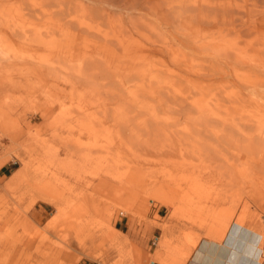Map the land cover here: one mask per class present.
<instances>
[{"label":"rangeland","instance_id":"rangeland-1","mask_svg":"<svg viewBox=\"0 0 264 264\" xmlns=\"http://www.w3.org/2000/svg\"><path fill=\"white\" fill-rule=\"evenodd\" d=\"M49 1L0 0V169L12 170L0 178V264H187L234 223L264 233V177L253 184L251 164L231 157L241 138L228 146L224 183L180 167L187 128L221 135L212 115L238 128L264 110V54L254 44L264 3L208 1L205 18L184 13L176 26L179 37L192 31L195 49L147 58L136 43L165 31L62 15L60 0ZM65 21L89 34L76 38ZM220 43L232 60L210 55Z\"/></svg>","mask_w":264,"mask_h":264},{"label":"bare ground","instance_id":"bare-ground-1","mask_svg":"<svg viewBox=\"0 0 264 264\" xmlns=\"http://www.w3.org/2000/svg\"><path fill=\"white\" fill-rule=\"evenodd\" d=\"M51 1L52 4L53 5L55 4L56 6V3H53L54 0ZM208 1L211 0H199L196 1L195 4L191 5V4H186L183 1L177 4H173L171 0H60L58 1L57 6L59 8V12L62 15L65 12L70 13L71 11L72 12L74 11L76 13H81L90 16L94 20L109 19L112 17H118V18L126 17L128 19H132L134 23L136 22V20H141L145 22L148 26H152L155 31H162V30L165 31V33L168 35L166 39L162 41H157L152 44H146L141 42L136 43L138 47H140L141 52L143 54H146V57L149 58L152 57L154 54H162L165 56L173 55L177 57L180 54L179 51L177 52V49L183 51L184 49H195L196 48L195 44H198L199 40L197 41L196 37L195 39L193 38V35H191L192 31H190L189 33L179 32L180 33V37H179L175 34L176 26L182 23V19L184 18L183 16L184 13H189L192 16V18H198L199 16L205 18V14L203 13L205 9L203 8L206 6H203V4L207 3ZM253 1L264 3V0H253ZM187 17L189 16L187 15ZM68 22L69 21H65L64 24L70 31H72V33H74V35L89 34L88 30H85V28L77 27L75 25H74L75 27H72V25H70L72 21H70V24H68ZM207 24H211V23L207 22ZM262 25L263 23L259 22V26L261 27ZM255 26L257 27V25ZM169 36L170 38L168 39ZM262 36H264V32L260 31L259 35L257 36V40L254 41V44L255 45L257 44L258 46V49L256 50H258L259 53L264 54V47H263L264 39H262L261 42H258V40ZM75 37L77 38L78 36L75 35ZM143 44H145V46H143ZM220 44L215 45L216 47L212 49V53L210 55H212L214 59L219 58V59H224L226 61L228 59L232 60L233 54H226V55L224 54L222 56H219L220 51L227 50L229 48L228 45L224 46L223 44L221 45ZM131 50L133 51V49ZM174 50L176 51V53L174 52ZM192 51H188V52H192ZM142 57L144 58L145 55L144 56L142 55ZM146 57L144 59H146ZM238 58L235 57V60ZM258 58L261 60L260 62L264 63V55L259 56ZM89 59L90 57L88 58V60ZM254 61L257 62L256 59ZM218 62L219 60H217V63ZM235 62L240 63L237 60ZM241 62L242 63L244 62L243 59ZM260 62L257 63L260 64ZM218 71L219 69L216 72L218 73ZM213 73H214V69H213ZM259 79L261 80V78ZM237 97H239L238 98L239 100L240 99L247 100L245 95H238ZM253 100L254 99H252V101ZM255 103L257 104V102ZM254 111L247 114L245 120L243 121V124L242 125L240 124L241 126L238 128L233 127V125L231 126L230 118L225 117L226 118L225 119L223 117V119H218V118H214L212 115L211 116L212 121H214L216 124H219L221 126L224 125V127H226L222 129L223 133L221 135L213 134L209 132L207 128H203V127L198 128L197 130L194 129L193 131L191 128H187L185 130V138H186L185 141L187 140L189 142L188 144L191 147V149H187L189 156L187 157L186 161L180 163V167H183V171L185 170L184 172H187L188 174L187 176L190 179L197 181H199L200 179L209 181V179H211L213 181L218 180L217 182H223L224 180L222 178L225 179V174H226L227 175L226 178L228 179L229 173L227 174V171L225 170L226 168L223 169L222 162L224 164V161L226 159V161L229 160L228 163L230 164V161L233 157H236V161L239 163V165L242 161L249 162L251 164L250 175L252 181L250 180L249 181L252 182L253 184L254 183L256 184L257 183L256 180L260 179V177H264V110L263 111L260 110L258 112H254ZM238 138H241L243 142L241 150L239 151L238 154H234L235 156H231L232 157L231 158L229 155V150L227 151L228 146L231 145V142L233 140ZM197 142L199 143L198 150L200 151V149H202L201 154L205 155V158L196 157L195 152L192 151L196 149ZM201 144H203L204 148L201 147ZM154 159L162 160L158 158H154ZM207 160H213L216 163L213 162V164L211 163L207 165L208 163ZM233 162L235 163V165L238 164L235 162V160ZM228 163H226L228 169L238 168L236 166H235L236 168L231 167L233 165L228 166ZM197 177H199L200 179H197ZM229 178L231 179L230 176ZM211 180L209 181L210 183ZM226 184H228V181ZM243 222H245V219H243ZM255 234H258L259 236L258 241H255ZM221 237L225 238L224 242H220V241L218 242L216 240L217 242L216 243L210 239L204 240L202 245L198 249H196L195 254L187 264H264L263 261L264 248L262 247V243L264 241V233L257 232L255 229L245 226L243 224L234 223V225L229 227L226 233H224V235ZM191 244L193 246L196 245L194 241Z\"/></svg>","mask_w":264,"mask_h":264},{"label":"crops","instance_id":"crops-1","mask_svg":"<svg viewBox=\"0 0 264 264\" xmlns=\"http://www.w3.org/2000/svg\"><path fill=\"white\" fill-rule=\"evenodd\" d=\"M11 168L8 167V165H4L1 169H0V178L3 176H9L11 173Z\"/></svg>","mask_w":264,"mask_h":264}]
</instances>
